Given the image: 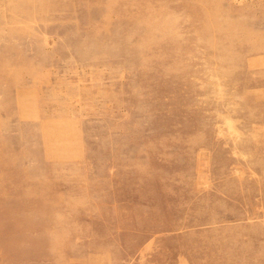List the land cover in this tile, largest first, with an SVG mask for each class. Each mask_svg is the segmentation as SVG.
<instances>
[{"label": "rangeland", "instance_id": "obj_1", "mask_svg": "<svg viewBox=\"0 0 264 264\" xmlns=\"http://www.w3.org/2000/svg\"><path fill=\"white\" fill-rule=\"evenodd\" d=\"M0 264H264V0H0Z\"/></svg>", "mask_w": 264, "mask_h": 264}]
</instances>
